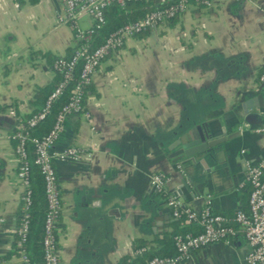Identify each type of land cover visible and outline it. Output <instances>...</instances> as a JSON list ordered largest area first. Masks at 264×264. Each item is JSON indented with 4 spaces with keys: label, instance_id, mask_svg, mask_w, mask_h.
Here are the masks:
<instances>
[{
    "label": "crops",
    "instance_id": "obj_1",
    "mask_svg": "<svg viewBox=\"0 0 264 264\" xmlns=\"http://www.w3.org/2000/svg\"><path fill=\"white\" fill-rule=\"evenodd\" d=\"M262 10L264 0L189 3L103 59L83 112L65 117L53 144L82 153L54 161L59 264H121L134 239L182 230L169 197L194 211L206 201L226 216L247 210L245 161L262 164L264 174ZM62 13L61 0H0V264H24L9 253L24 189L12 135L33 110L35 86L54 77L40 52L64 56L74 44ZM76 24L88 28L92 18L83 14ZM194 125L226 141L214 154L169 158L180 147L172 142ZM151 174L167 178L163 193L151 187ZM248 249L238 229L229 243L193 250L178 264H239Z\"/></svg>",
    "mask_w": 264,
    "mask_h": 264
},
{
    "label": "built area",
    "instance_id": "obj_2",
    "mask_svg": "<svg viewBox=\"0 0 264 264\" xmlns=\"http://www.w3.org/2000/svg\"><path fill=\"white\" fill-rule=\"evenodd\" d=\"M169 2L161 8L151 10L143 19L130 22L110 33L101 44L90 51L77 50L68 60L58 57L54 62V69L63 73L61 80L55 89L49 94L45 104L38 111L31 114L27 119L21 120L12 135L15 139V153L18 164L16 169L17 180L23 185L21 200L29 202L28 198V152L26 142H34V160L38 164L44 179L45 196L47 201V213L45 217V236L43 240L45 264H59L57 249L55 246L52 227L55 216L61 208L59 191L56 183V172L54 161L77 160L81 151L75 147H68L62 151H53V144L64 128L65 117L70 113L83 112L84 105L81 101L82 86L91 83V76L100 67L103 59L113 50L120 48L125 39L147 31L158 24L174 18L183 11L189 3L210 6L213 0H61L63 13L60 18L71 24L74 29L73 36L76 39L88 41L96 28L104 22L103 10L111 2L124 5L126 2ZM88 14L92 18V24L88 28H81L76 24L78 17ZM264 20V10L261 12ZM83 56L80 70V84H77L66 104L62 106L57 114L54 126L40 140L29 138L27 129L35 126L44 119L52 99L60 94L66 80L70 76V69ZM258 79L264 81V68L260 71ZM12 113V111H11ZM258 130H264L257 129ZM246 181L250 187L247 199V210L237 209L232 216L212 212L209 201L199 211L184 206L176 197H169L167 205L171 215L175 218L184 215L187 221L198 224L201 230L195 234L187 232L176 235L174 246L175 254L171 256H153L141 264H178L179 261L191 251L204 247L214 242L229 243L232 237L241 230L249 249L239 264H264V174L263 165L245 161ZM151 187L158 193L165 191L167 178L162 174H151L149 176ZM1 221V219H0ZM20 233L24 237L27 232V219L24 218ZM24 264H29L26 256L20 255Z\"/></svg>",
    "mask_w": 264,
    "mask_h": 264
},
{
    "label": "trees",
    "instance_id": "obj_3",
    "mask_svg": "<svg viewBox=\"0 0 264 264\" xmlns=\"http://www.w3.org/2000/svg\"><path fill=\"white\" fill-rule=\"evenodd\" d=\"M169 2H126L122 6L115 2L109 3L103 10V24L94 30L89 40L85 42L74 38L73 46L68 48L67 53L61 57L68 60L77 50H81L83 54L84 51L86 52L92 50L101 44L105 37L119 27L124 24L143 19L151 10L161 8ZM172 19L173 18L169 20L172 21ZM72 31L74 33V29H72ZM138 35H141V33ZM40 54L41 56L47 58L48 63L54 72V77L50 83L44 86H35L30 100L31 105H33V110L29 115L23 117L22 120L27 119L31 114L43 107L49 94L55 89L57 84L64 79L63 73L54 69L53 66L54 62L60 56H54L46 52H40ZM82 58L83 56L78 57L77 61L71 67L70 76L66 80L60 94L51 100L45 118L40 120L35 126L27 129L29 138L40 140L54 126L58 112L62 106L68 102L75 86L81 82L80 70L82 67ZM92 92L93 88L91 83L82 86L81 101L83 105L85 98ZM12 140L15 141L13 137ZM26 148L28 152L27 182L29 202L25 203L21 200V207L17 215L14 239L9 253L17 256H20L23 253L29 264H45L43 240L45 236V217L48 207L45 196L44 179L39 165L33 162L35 157L34 142L28 140L26 142ZM249 189L250 188L248 187L246 188V195H248ZM58 217L59 212L55 216V222L52 227L56 247ZM24 218L27 219V232L23 237L19 230ZM177 222H182L185 225V227L180 231L163 233L161 236H157L151 241L143 238L134 239L132 243L133 254L121 257L120 263L141 264L153 256H171L176 252L174 246L176 235H183L187 232L195 234L201 230V227L198 224L187 221L184 215L177 217Z\"/></svg>",
    "mask_w": 264,
    "mask_h": 264
},
{
    "label": "water",
    "instance_id": "obj_4",
    "mask_svg": "<svg viewBox=\"0 0 264 264\" xmlns=\"http://www.w3.org/2000/svg\"><path fill=\"white\" fill-rule=\"evenodd\" d=\"M224 141H226L225 134L211 135L207 130L201 129V125H194L172 142L180 147L171 150L168 156L174 161L182 159L190 161L195 156L214 154L215 147Z\"/></svg>",
    "mask_w": 264,
    "mask_h": 264
}]
</instances>
